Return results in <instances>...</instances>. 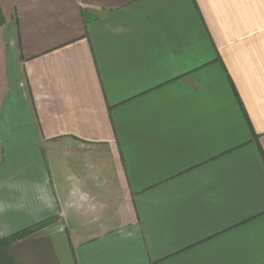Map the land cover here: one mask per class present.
I'll return each instance as SVG.
<instances>
[{"label":"crops","instance_id":"crops-1","mask_svg":"<svg viewBox=\"0 0 264 264\" xmlns=\"http://www.w3.org/2000/svg\"><path fill=\"white\" fill-rule=\"evenodd\" d=\"M0 264H264V0H0Z\"/></svg>","mask_w":264,"mask_h":264},{"label":"trees","instance_id":"trees-1","mask_svg":"<svg viewBox=\"0 0 264 264\" xmlns=\"http://www.w3.org/2000/svg\"><path fill=\"white\" fill-rule=\"evenodd\" d=\"M47 223H48L47 220H46V221H43V222H40V223H38V224L32 226L31 228H28V229H26V230H23V231H21V232L15 234V235L9 237L6 241L13 240V239H16V238H18V237H21V236H23V235H26V234H28V233H30V232L36 230L37 228H40V227H42L43 225H46Z\"/></svg>","mask_w":264,"mask_h":264}]
</instances>
